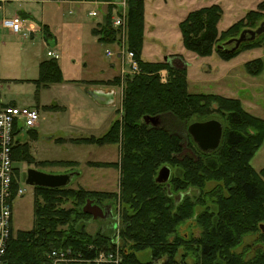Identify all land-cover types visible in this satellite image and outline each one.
Segmentation results:
<instances>
[{
	"label": "trees",
	"instance_id": "16d2710c",
	"mask_svg": "<svg viewBox=\"0 0 264 264\" xmlns=\"http://www.w3.org/2000/svg\"><path fill=\"white\" fill-rule=\"evenodd\" d=\"M128 1L129 45L136 52L142 72L127 77L123 84L119 76L117 81H107L111 85H123L121 118L116 119L102 137L80 139L81 143L121 145L120 162L90 163L94 167H117L121 174L120 192L72 186L34 187L33 228L15 231L12 227L4 264H45L48 252L54 249L71 248L85 259H94L99 251H110L112 245L115 246L116 235L89 234L82 222L92 216L84 213L83 207L90 199L103 203L117 197L133 210L132 215L126 213L122 221V237L130 246H120V264H248L230 249L242 235L251 231H257L260 244L251 264H264V232L260 228L264 224V169L258 172L251 162L264 143V119L246 111L239 99L191 93L187 68L176 67L169 61H145L142 58L145 1ZM259 8L264 10V2ZM222 14L219 5L189 12L179 24L184 47L200 57H208L216 50L226 61L239 55L240 47L234 51L227 46L216 47L220 40L227 42L235 38L243 26L239 22L220 34L218 24ZM258 14L261 13L252 12L246 18L250 29L261 17ZM109 26L108 21L103 28L94 29L100 41L114 42L116 33ZM57 61L52 58L41 63L38 85L62 81ZM246 67L250 74L259 75L264 70V61H251ZM163 70L168 71L166 82L161 80ZM216 113L228 122V127L222 123L224 135L220 147L213 153H204L189 134L188 127L197 121L210 120ZM146 116H158L159 124L147 123ZM20 132L15 129L16 137ZM13 159L35 162L28 143L19 140L14 145ZM56 165L73 168L79 163L38 162L41 167ZM165 165L179 171L174 175L172 172L170 188L167 183L156 181L159 170ZM208 181L223 183L214 195L218 212L215 215L203 212L197 216L203 228L200 236L188 238L177 234L173 238L179 225L194 216L196 204L190 201L191 190L204 189ZM17 189L16 180L13 200ZM225 189L229 196L223 194ZM180 194H184V199L177 203L176 196ZM69 202L73 204L71 207L66 206ZM147 247L152 251V260L144 262L137 252ZM180 247H194L196 250L192 252L199 257L189 262L190 253L179 255Z\"/></svg>",
	"mask_w": 264,
	"mask_h": 264
},
{
	"label": "rangeland",
	"instance_id": "374dc122",
	"mask_svg": "<svg viewBox=\"0 0 264 264\" xmlns=\"http://www.w3.org/2000/svg\"><path fill=\"white\" fill-rule=\"evenodd\" d=\"M115 1L117 0H110ZM126 1L129 6V1ZM144 1L145 30L142 58L145 61H169L176 67L187 68L188 87L191 93L219 94L239 99L246 111L264 119V70L259 75H252L246 67L248 62L259 59L264 61V34L257 36L253 44L249 42L254 40L243 42L244 44L240 45V54L226 61L216 50L208 57H200L187 50L179 28L180 22L189 12L219 5L223 11L218 24L219 33L226 32L241 22L243 26L235 37L237 38L244 30L250 29L249 20H246L250 13H261L258 14L261 17L252 29L258 28L264 22V10H259L264 0ZM103 3L104 1L95 6L89 1L5 0L0 5V94L5 102L38 107L40 112L37 126L32 129L24 127L16 137V140L28 143L35 162L15 163L17 183L24 190L14 201L12 219L15 231L30 230L34 225L35 188L22 180L23 173L29 168L49 174H70L71 179L66 186L120 192L121 174L117 167H94L90 163L120 162L121 145L80 144V139L102 137L109 130L111 123L121 118L119 109L124 96L122 85H113L116 87L115 102L111 104L113 107L99 105L88 93L94 85L111 86L107 81H117L120 75L118 58L106 54L107 50L116 51V46L100 41L94 32L95 28H103L108 21L110 29L115 30L111 22L112 6ZM93 8L100 12L99 16L89 15ZM16 15L25 19L24 32L17 34L2 24L5 18ZM227 42L220 40L216 47L227 46L232 49L235 46V43L227 45ZM253 45L256 47L252 48ZM48 51H54L59 55L57 62L62 71V81L38 85L41 63L52 59L48 56ZM162 72L168 75L167 70ZM95 86L94 90H101L100 86L96 88ZM211 118L218 119L228 127V122L221 114L216 113ZM182 132L186 133L185 130ZM53 136L55 138L47 140ZM69 160H77L81 165L78 168L62 165L38 166L40 161ZM87 161H90L89 165ZM251 162L258 172L264 169V143ZM172 172L173 175L179 173L175 169H172ZM221 185L223 183L219 181H208L204 189L191 190L190 201L196 204L194 216L179 225L173 238L177 234L188 238L201 235L203 228L197 216L203 212L207 215H215L218 212L219 205L214 195ZM223 194L229 196L227 189ZM183 199L184 197L181 201ZM103 203L111 205L113 217L109 219L110 222L87 218L82 222L85 230L91 235L100 232L116 235V241L121 248L129 247L130 242H127L128 246L125 244L121 228L124 216L126 213L132 215L133 210L123 204L119 197ZM72 205V202L66 204L67 207ZM259 245L257 231H251L242 235L230 252L232 250L242 261L251 264ZM195 250L194 247L193 249L180 247L179 255L189 252L187 260L194 262L199 257L197 253L192 252ZM137 256L141 261L148 262L152 260V251L147 247L138 251Z\"/></svg>",
	"mask_w": 264,
	"mask_h": 264
},
{
	"label": "built area",
	"instance_id": "2783aa9c",
	"mask_svg": "<svg viewBox=\"0 0 264 264\" xmlns=\"http://www.w3.org/2000/svg\"><path fill=\"white\" fill-rule=\"evenodd\" d=\"M88 1L95 6L102 2L101 0ZM1 2L4 3L5 1L1 0ZM104 3L112 6L111 22L115 29L116 38L114 42L110 43H113L117 48L116 51L107 50L106 54L109 57L118 58L119 77L121 82L124 83L127 77H134L142 72L136 52L129 45V6L126 0L104 1ZM99 14L100 12L95 8L89 11V15L93 17H97ZM2 24L15 34L24 32L25 29V19L19 15L5 18ZM47 54L55 59L59 57L54 51H48ZM160 75L162 82H166L168 75L163 72ZM121 88L123 93V85ZM39 118L40 112L37 108L7 104L0 96V264H4L13 227L12 212L14 200L12 195L13 184L17 180L15 161L13 159L16 142L15 129L18 128L21 131L24 127L35 128ZM23 192L24 190L18 186L16 197L23 194ZM113 243L115 248L112 245V249L108 252L99 251V254L94 259H85L81 253H75L71 248L54 249L48 252L45 264H120V245L116 240ZM90 248L93 247L91 246Z\"/></svg>",
	"mask_w": 264,
	"mask_h": 264
},
{
	"label": "water",
	"instance_id": "95a60500",
	"mask_svg": "<svg viewBox=\"0 0 264 264\" xmlns=\"http://www.w3.org/2000/svg\"><path fill=\"white\" fill-rule=\"evenodd\" d=\"M264 33V22L257 29H247L244 30L240 37L233 38L227 42V45L235 46L231 49L232 51L238 49L240 45L247 40H254L257 36ZM94 99L100 103L108 102L113 103V93L108 94L102 90H96L91 92ZM145 121L147 123H152L158 125L160 119L158 116H146ZM188 132L193 138L194 142L197 144L198 148L204 153H213L216 151L222 142L224 135V126L218 119H210L206 121H197L191 123L188 127ZM51 139L48 137L47 140ZM172 176V168L168 165L163 166L156 177V181L160 184L167 183L168 188H170V179ZM71 179L70 174H49L42 172L37 169L29 168L22 175V180L33 187H48V188H59L64 187L68 184ZM171 195V194H170ZM184 194L176 196V202L180 203L181 198ZM83 212L89 214L93 219L106 218L107 212L105 208L96 204L94 200H88L83 207ZM260 228L264 231V224H261Z\"/></svg>",
	"mask_w": 264,
	"mask_h": 264
},
{
	"label": "crops",
	"instance_id": "0c3cea01",
	"mask_svg": "<svg viewBox=\"0 0 264 264\" xmlns=\"http://www.w3.org/2000/svg\"><path fill=\"white\" fill-rule=\"evenodd\" d=\"M5 1V0H4ZM47 1V0H46ZM64 1H68V2H78V1H74V0H64ZM1 2V1H0ZM79 2H88V1H86V0H80ZM3 3L1 2V4L0 5H2ZM31 30V29H30ZM32 31V30H31ZM143 57V56H142ZM115 66H113V68H114ZM95 86V85H94ZM94 86H92L91 88H90V90H92V91H90L89 90V95H90V97H92V95H91V92H94V91H96V90H94ZM100 86V87H99ZM99 86H95V88L96 87H99V89H101L102 91H104L105 93H106V97H108L109 95L108 94H111V93H113V101L115 102V94H116V90H115V86H113V85H111V86H106V85H99ZM107 87H108V89H107ZM115 87V88H114ZM1 96V95H0ZM1 98H2V96H1ZM93 98V97H92ZM94 99V98H93ZM2 100H3V98H2ZM96 102H98V104L99 105H101V106H111V107H113L111 104H113V103H108V102H103V103H100L99 101H97L96 99H94ZM4 101V100H3ZM5 102V101H4ZM5 103H7V104H15V105H17L16 103H14V102H11V103H9V102H5ZM17 106H19V105H17ZM116 120V119H115ZM114 120V121H115ZM113 121V122H114ZM113 122L111 123V125L113 124ZM111 125H110V127H111ZM110 129V128H109ZM53 138H55V136H53V137H51V139H53ZM78 138V137H77ZM51 139H49V140H51ZM74 141H75V139H74ZM76 142V141H75ZM77 143H80V142H77ZM80 144H83V143H80ZM69 161H76V162H78L79 163V166L81 165L80 164V162L79 161H77V160H69ZM90 161H87V164L89 163ZM89 165V164H88ZM78 166V167H79ZM77 167V168H78ZM84 186V185H83Z\"/></svg>",
	"mask_w": 264,
	"mask_h": 264
},
{
	"label": "flooded vegetation",
	"instance_id": "af4514ba",
	"mask_svg": "<svg viewBox=\"0 0 264 264\" xmlns=\"http://www.w3.org/2000/svg\"><path fill=\"white\" fill-rule=\"evenodd\" d=\"M96 204L102 206L103 208H105L106 212H107V217L106 218H99V219H103V220H107L108 223L110 222L109 219H111L113 217V213H112V208H111V205L108 204V203H100L98 201H94ZM93 219V217H92ZM99 219H96V220H99ZM95 220V219H93ZM262 230V229H261ZM263 231V230H262ZM264 232V231H263Z\"/></svg>",
	"mask_w": 264,
	"mask_h": 264
}]
</instances>
